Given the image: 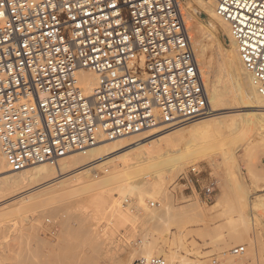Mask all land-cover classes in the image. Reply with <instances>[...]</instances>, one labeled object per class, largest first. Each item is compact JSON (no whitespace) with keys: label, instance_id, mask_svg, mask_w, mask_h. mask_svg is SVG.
Instances as JSON below:
<instances>
[{"label":"built area","instance_id":"2783aa9c","mask_svg":"<svg viewBox=\"0 0 264 264\" xmlns=\"http://www.w3.org/2000/svg\"><path fill=\"white\" fill-rule=\"evenodd\" d=\"M216 2L264 97V0ZM82 71L99 76L91 94ZM209 109L180 0H0V176L177 128ZM213 189L205 187L207 199ZM134 264L189 263L153 256Z\"/></svg>","mask_w":264,"mask_h":264},{"label":"rangeland","instance_id":"374dc122","mask_svg":"<svg viewBox=\"0 0 264 264\" xmlns=\"http://www.w3.org/2000/svg\"><path fill=\"white\" fill-rule=\"evenodd\" d=\"M183 7L195 52V28L204 27L205 32L212 35L207 39L210 44L205 43V61L209 68L207 76L219 89L225 90L222 99L226 100L224 106L217 108L218 116L212 122L226 120L237 123L244 119L243 116L257 115L258 104L255 101L248 99L242 102L236 98L235 81L238 79L246 88V72L240 66L236 67L234 50L223 28L201 9L193 12L186 4ZM225 57L228 60L230 57V64ZM200 65L204 72V63ZM225 65L234 67L230 69ZM201 120L203 117L188 121L182 127L187 128ZM236 123L234 129L229 126L215 134L199 137L186 134L164 146L155 158L132 170L133 176L128 182H138V185L134 196L126 197L122 204L136 220L134 227L138 238L135 245L147 236L154 238L159 248L168 255L184 244L186 250L180 249V255L190 264H251L253 256L258 255L254 252L261 247L260 226L264 219V140H257L255 133L242 132L244 127L237 128ZM230 128L231 132L228 131ZM157 129L168 130L167 127ZM142 135L108 142L112 147L110 151L89 164L55 170L50 180L34 179L1 192L0 264H128L131 259H134V264L143 260L142 254L137 253L138 248L133 247L135 245L126 248L114 261L110 257L118 252L112 241L117 238L119 229L112 227L108 214L103 216L99 211L101 202L105 201L111 207L120 197L116 188H79L66 198L49 200L52 189L63 176L71 178L95 166L122 158L132 159L133 163L138 161V154L145 153L144 145L155 138L151 136L141 140ZM249 135H252L251 139ZM116 143L125 144L118 147ZM170 151L175 153L171 154ZM178 163L183 164L182 167L178 168ZM192 168L196 172H192ZM103 172L98 170L96 174L103 176ZM183 173L185 178L182 180L180 175ZM254 179L260 180L255 182ZM209 184L214 189L211 198L207 199L205 187ZM241 191L247 205L239 203ZM234 198L237 199L234 201ZM249 202H252L251 206ZM152 203L156 206L151 207ZM189 205H197L198 208L186 210L185 207ZM247 228H250L248 232ZM238 233L243 234L240 243L234 239ZM107 235L109 237L106 239L110 241L107 245L113 246L106 248V244L102 243ZM78 236L84 238L77 239ZM85 239L92 240L96 249L86 245ZM96 242L103 246L100 251L95 246ZM241 246L246 247L245 253L231 254L232 250ZM131 253L135 256L132 257ZM174 262L180 263L179 260Z\"/></svg>","mask_w":264,"mask_h":264},{"label":"bare ground","instance_id":"6f19581e","mask_svg":"<svg viewBox=\"0 0 264 264\" xmlns=\"http://www.w3.org/2000/svg\"><path fill=\"white\" fill-rule=\"evenodd\" d=\"M180 1L182 4H186L187 7L189 9H191L193 12H198L199 9L206 12L214 22L218 23L223 28L226 36L230 39L231 46L234 50L233 52L235 55V57L234 56L233 57H234V59H236L235 65H236V67L240 66V68H242L243 71L246 72V77L244 78L245 83H246L245 84L246 88H244V86L241 85V83H239L240 81L238 82V79L235 81L234 89L236 92L235 94L237 96L236 98H238L242 102H244L248 99L253 100L258 104L257 108H256V111L258 112L257 115H253L252 117L243 116L244 119H240L242 121L237 122V123L234 122V123H236L235 126L237 128L238 127H244L242 132L247 131V132H250L249 134L255 133L256 136L258 137L257 138L255 136L257 138V140L260 139L261 141H263L264 140V117H263V115H264V97H262L258 94L255 86L253 85L250 73L244 69V67L240 61L236 45L232 41L231 36H230V30H229L228 24L216 14V10H215L216 4H217L216 0H189L188 2L185 0H180ZM184 1H185V3H184ZM187 11H186V13H187ZM190 20H192V19H190ZM194 23H196V21ZM191 25H193V24H191ZM203 28H199V27L195 28L196 29V35H197L195 42L197 44L196 56H197L200 63H202V62L204 63V72L201 68V65H200V68H201L202 73H205V76H204V74H203V76H204L205 81H206V87L209 91L210 109H209L208 116L203 117V120L198 121L196 123H193L191 126H189L187 128L182 127L184 124L180 125L177 128H173V129H168L169 127L165 126V127H167L168 130L153 129V130L147 131L149 133L145 132L146 133L145 135L140 134V135H142V138H143L141 140L148 139L151 136L152 137L155 136V138L153 140L147 142L144 145L145 153L144 152L139 153L138 154L139 158L137 159L138 161H136L135 163H133L132 159H129V158H128L129 160L128 159L125 160L122 158V159H118L116 161L106 162V163H103L101 165L95 166L91 169H88L87 171H84L78 175L71 177V178L63 176L61 178V180L55 184L56 187L54 189H52L53 190L52 195L49 198L50 201H54V200L59 199V198H66L71 194L72 191H74L75 189H79V188H84L86 190H98V189H102V188L113 187L119 191L120 197L118 199H116V202L114 201V203H113V205H111V207L105 201L101 202V209L99 211L100 215L104 216V214H108L112 220V222H110V220H109V222L112 223V227L115 230L119 229V232L117 234V238H115L112 241V244L116 247L115 249H117L116 251H118V252L113 253L110 256L113 261H114V259L116 260V258H118L120 255H122L126 248H128L132 245H135V239L138 238L137 234H136L138 232H136L137 230L134 227L135 222H136L135 217L133 215H131L129 213L128 209L123 207V204H122L123 201H125L127 199L126 197L134 196V192L136 191L135 188L138 185V182H134V183L128 182L129 178H131L133 176L132 170L137 168L140 165L145 164V162H147L148 159L155 158L156 154L158 152H161L164 146H167L173 140H177V139L182 138L186 134H190V135L194 134L193 136L199 137L203 134H215V132L218 133V131H221V130L223 131V129H225L229 126H232V128H233L234 123L231 121H229V123L231 122V124L233 123V125L226 122V120L224 122H219L220 120L218 122L217 121L212 122V120H214V118L216 116H218V113L216 112L217 108L221 107L222 105L224 106V103L226 102V100L222 99L223 96H225V90L219 89L217 84H215V82L214 83L211 82L209 77L207 76V74L209 73V70H208L209 68L207 66V62L205 61L206 44L209 43V42L207 43V39L209 37H211L212 35H210V33H208V32H205V29H203ZM221 54H223V52ZM225 54H227V53H225ZM230 57L232 59V56H230ZM230 57H229V60L225 57V60L227 59L228 64H230V62L232 61V60H230ZM234 59H233V61H234ZM225 60L223 59V61H225ZM235 62H233V63H235ZM225 64H226V61H225ZM225 66L229 67L230 65L229 66L225 65ZM230 67H231L230 69H232V67H234V66L231 65ZM80 74H81V81L85 84L86 93L91 94L92 91L94 90L97 82H98L99 76L96 74L90 73V72H86V71H82ZM229 74L231 75L233 73L229 72ZM221 116H222V114H221ZM162 128H164V127H162ZM229 130L231 132L232 129L230 128V129H228V131ZM244 134H246V133H244ZM252 135H251V137H252ZM137 136H139V135H137ZM249 137H250V135H249ZM251 137L249 139H251ZM130 138H132V137H130ZM124 144L125 143H116L115 146L119 147V146H122ZM111 149H112V147L109 146L108 142H102L101 144H99L96 147H93L89 150L82 151V152H74V153H71V155H69V156L61 158L56 165H53V164H43L42 165V164H40L41 165L40 167H36L33 170L31 168L30 169L31 171L29 169H26V170L21 171V172H14V173H10V174L9 173H3L0 177V193L3 191L13 189V187L15 188L16 186H18L21 183L29 182V181H32L34 179L50 180V178L53 177V175H54L53 172L55 170L61 171V170H66V169L73 167V166L74 167L75 166L80 167L84 164H89L90 162H92L93 160H95L96 158H98L99 156L104 154L105 152L110 151ZM170 152H171V154L175 153L174 151H170ZM182 165L183 164L178 163V168L182 167ZM98 170L104 171L103 176L102 175L100 176L99 175L100 173L96 174V171H98ZM254 180H256L255 182H259L260 179H258V180L254 179ZM143 181H145V180H142V182ZM241 192L240 193L238 192V193H239V195L240 194H242V195H240V197H239L237 195L238 193H236V197L240 198V199L238 198L239 203L241 205H243L246 201V198H245V195L243 196V192L242 193ZM237 198H234V201ZM237 201L238 200H236V202ZM239 203L237 205L240 206ZM249 204L251 206L252 202L251 203L249 202ZM185 208H186V210H194V209L196 210L198 207H197V205H189V206H186ZM244 225H246V223H244ZM260 228H261V232H260L261 247H260V249H258L255 246L258 249V252L256 250V252H254V253H258V255L253 256L254 253L252 254L253 258L251 257L252 258L251 264H264V219H262V223H261ZM115 230H113V231H115ZM249 230H250V228L249 229L247 228V232ZM107 237H109V235L105 236V241H103V243H102L103 245L106 244L105 245L106 248L109 245V244L107 245V243L110 242V241H107V239H108ZM242 237H243V234L238 233L235 235L234 239L237 240V243L238 242L240 243ZM78 238L83 239L84 237L78 236L77 239ZM236 240H235V242H236ZM98 242H99V240H98ZM98 242H96L95 246L97 247V250L100 251V249L103 246H100V244ZM85 244L94 248V243L92 240H86L85 239ZM112 244L109 245V247H112L113 246ZM133 247L138 248L137 253L142 254L143 259H149L153 256L159 255V256H164L166 259H168L171 262L179 260L180 263H187V261H188L185 257H182L180 255V253H181L180 249L186 250L184 244H182V246L179 250L172 252L171 255H168V254H165L159 248V245H158L157 241L154 240V238H148L147 236H145L140 241L138 240V243ZM94 249H96V248H94ZM253 249H254V246H253ZM134 251L132 252L133 254H134ZM137 253H135V254L137 255ZM133 254H132V257L135 256ZM123 260H125V259H123ZM133 260L134 259H131L130 261L128 260V264H133V262H134ZM121 263L123 264V262H120L119 264H121ZM124 264H126V263H124ZM192 264H197V263L193 262Z\"/></svg>","mask_w":264,"mask_h":264}]
</instances>
